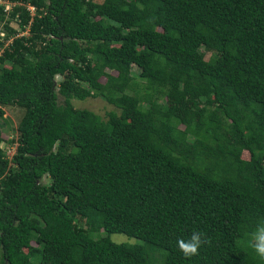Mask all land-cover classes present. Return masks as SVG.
<instances>
[{
    "label": "trees",
    "instance_id": "1",
    "mask_svg": "<svg viewBox=\"0 0 264 264\" xmlns=\"http://www.w3.org/2000/svg\"><path fill=\"white\" fill-rule=\"evenodd\" d=\"M1 1L0 264H264V0Z\"/></svg>",
    "mask_w": 264,
    "mask_h": 264
},
{
    "label": "rangeland",
    "instance_id": "2",
    "mask_svg": "<svg viewBox=\"0 0 264 264\" xmlns=\"http://www.w3.org/2000/svg\"><path fill=\"white\" fill-rule=\"evenodd\" d=\"M0 3L3 4L4 10L6 11L10 10L9 3L5 1H1V0H0ZM9 26L16 29L17 31H20L18 30L17 25L14 20L9 22ZM0 33L2 34L1 31ZM26 33H27V30L25 29L24 31H20L18 34L25 35ZM8 41L9 40L5 41L2 47L5 46L8 43ZM207 56H208V52L204 54L205 58ZM137 71L138 69L135 66H131L130 73L132 75H135ZM109 72L114 73L113 71H109ZM57 99L60 102L61 96L57 95ZM72 103L77 108H85V109L92 111L93 113L97 114L101 119H106V114L109 111L117 112V109L115 107L108 104L107 102L102 100L100 97H93V98L88 97V98H85L84 100L74 99ZM2 109L4 113H3L2 118L0 119V150L2 151L3 155L6 156L7 159L10 160L11 155L14 153V150H15V145H16L15 126L21 116V109L15 105L3 106ZM241 157L246 159L248 157V153L246 151H242ZM110 238L116 242H122V241L131 242L132 241L131 239H127L124 235L117 234V233L111 234Z\"/></svg>",
    "mask_w": 264,
    "mask_h": 264
},
{
    "label": "clouds",
    "instance_id": "3",
    "mask_svg": "<svg viewBox=\"0 0 264 264\" xmlns=\"http://www.w3.org/2000/svg\"><path fill=\"white\" fill-rule=\"evenodd\" d=\"M206 243V238L200 231H193L187 238L177 240L178 250L185 258H191L198 255L202 245ZM248 245L255 252L256 256L264 260V222L259 223L255 230L250 233Z\"/></svg>",
    "mask_w": 264,
    "mask_h": 264
},
{
    "label": "built area",
    "instance_id": "4",
    "mask_svg": "<svg viewBox=\"0 0 264 264\" xmlns=\"http://www.w3.org/2000/svg\"><path fill=\"white\" fill-rule=\"evenodd\" d=\"M0 35H2V34L0 33Z\"/></svg>",
    "mask_w": 264,
    "mask_h": 264
}]
</instances>
